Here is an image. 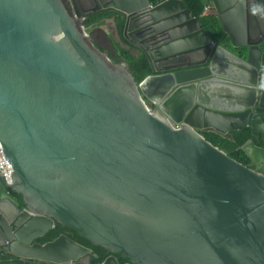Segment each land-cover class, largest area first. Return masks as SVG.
<instances>
[{
  "label": "water",
  "instance_id": "95a60500",
  "mask_svg": "<svg viewBox=\"0 0 264 264\" xmlns=\"http://www.w3.org/2000/svg\"><path fill=\"white\" fill-rule=\"evenodd\" d=\"M207 1L220 38L185 0H0V143L22 177L11 186L125 264H264V0ZM107 7L149 62L140 80L83 25ZM194 117L228 137L251 126L260 166Z\"/></svg>",
  "mask_w": 264,
  "mask_h": 264
},
{
  "label": "clouds",
  "instance_id": "9594fccd",
  "mask_svg": "<svg viewBox=\"0 0 264 264\" xmlns=\"http://www.w3.org/2000/svg\"><path fill=\"white\" fill-rule=\"evenodd\" d=\"M206 3L209 8L205 7ZM204 8H211L207 0ZM86 13L92 16L94 12L82 15L85 17ZM90 17H85L83 21L85 28L89 25ZM147 106L150 109L155 107L148 103ZM177 123L173 124L176 126ZM256 165L260 166V161ZM21 181L19 173L12 169L0 176V264H94L95 252L101 253L107 247L92 241L65 219L33 210L27 205L22 191L11 186ZM98 262L122 264L118 258L107 263L106 257H103Z\"/></svg>",
  "mask_w": 264,
  "mask_h": 264
},
{
  "label": "trees",
  "instance_id": "16d2710c",
  "mask_svg": "<svg viewBox=\"0 0 264 264\" xmlns=\"http://www.w3.org/2000/svg\"><path fill=\"white\" fill-rule=\"evenodd\" d=\"M153 3H158L163 0H150ZM187 5L192 9L196 17L201 21L206 30L214 37L220 38L225 35L220 18L215 14H208L204 8V3L202 0H185ZM115 18L117 22V30L113 31L107 18ZM114 21V22H115ZM89 24L97 22V25L101 26L102 29L108 35L115 55L118 59L114 61H123L127 63L137 80L142 79L149 71V62L147 58L133 45L126 42L125 36L123 34V27L120 23V11L107 7L104 9H99L93 13L89 19ZM112 22V24L114 23ZM103 51L104 49L101 48ZM147 101V97L144 96ZM200 131L213 143L218 145L227 151L230 155L242 161L243 163L255 167L256 164L253 161L250 154H248L244 145L247 144L250 138L253 136V128L251 126H244L239 129L232 130V137H228L214 131L212 129H202ZM122 260H128L127 257H122Z\"/></svg>",
  "mask_w": 264,
  "mask_h": 264
},
{
  "label": "crops",
  "instance_id": "0c3cea01",
  "mask_svg": "<svg viewBox=\"0 0 264 264\" xmlns=\"http://www.w3.org/2000/svg\"><path fill=\"white\" fill-rule=\"evenodd\" d=\"M203 1V3L206 1V0H202ZM119 11V10H118ZM121 13V12H120ZM244 16L248 19L249 18V14H248V11L246 10L245 11V14H244ZM251 18H252V20L253 21H256V19H257V14H252L251 15ZM233 19H234V21L236 22V23H238L239 22V19H240V14H238V13H235L234 15H233ZM107 21H108V23H109V26H110V28H113L114 29V31H116L117 30V22L115 21V18L113 17V18H107L106 19ZM115 21V22H114ZM112 22H114L113 24H112ZM91 25V27H92V32H93V34L98 38V42H96L95 40H93L94 41V43L96 44V45H98L100 48H101V45H105V46H107V47H111L112 48V50H113V52L115 53V51H114V48H113V45H112V43H111V41H110V39H109V37H107L108 35L106 34V32L102 29V27L101 26H99V25H97V22H94V23H92V24H90ZM225 31V30H224ZM225 34H226V32H225ZM126 39V38H125ZM126 42L128 43V44H131V45H133L131 42H129L127 39H126ZM133 46H135V45H133ZM141 53H142V51L137 47V46H135ZM149 105H151V106H155V104L150 100V99H148L147 98V101H146ZM192 121H193V124H194V126L195 127H197V128H200L201 127V124L199 123V121H198V119L196 118V117H194V118H192ZM254 161V160H253Z\"/></svg>",
  "mask_w": 264,
  "mask_h": 264
},
{
  "label": "built area",
  "instance_id": "2783aa9c",
  "mask_svg": "<svg viewBox=\"0 0 264 264\" xmlns=\"http://www.w3.org/2000/svg\"><path fill=\"white\" fill-rule=\"evenodd\" d=\"M205 7L209 8L210 6L208 3H206ZM90 16H91L90 13L85 14L86 19H88ZM179 125H180L179 123L176 124V126ZM245 149L248 153H250L251 149L248 146H246ZM11 169H12V164L10 160L7 158L5 151L0 143V176L10 172Z\"/></svg>",
  "mask_w": 264,
  "mask_h": 264
},
{
  "label": "rangeland",
  "instance_id": "374dc122",
  "mask_svg": "<svg viewBox=\"0 0 264 264\" xmlns=\"http://www.w3.org/2000/svg\"><path fill=\"white\" fill-rule=\"evenodd\" d=\"M111 29L114 31L113 28H111ZM86 30L88 31V33H89L91 39H92V40H95L96 42H98V38L93 34V32H92V27H91L90 24L87 25ZM101 48L104 49L105 53H106V54H107L112 60H114V59H118V58L116 57L115 53L113 52V50H112L111 47H107V46H105V45H101Z\"/></svg>",
  "mask_w": 264,
  "mask_h": 264
},
{
  "label": "flooded vegetation",
  "instance_id": "af4514ba",
  "mask_svg": "<svg viewBox=\"0 0 264 264\" xmlns=\"http://www.w3.org/2000/svg\"><path fill=\"white\" fill-rule=\"evenodd\" d=\"M194 116H196V115H194ZM200 128H201V127H200ZM110 254H113V255L115 256V258L120 259V261L122 262V264H125V263L128 262V260H125V261L122 260V256H121L120 253H118V252H108L107 250H104V251H102L101 253L95 252V254L93 255V258H94V260H95V261H94V264H99L98 260H99L100 258L107 257V256L110 255ZM96 255L99 256V257H96Z\"/></svg>",
  "mask_w": 264,
  "mask_h": 264
}]
</instances>
